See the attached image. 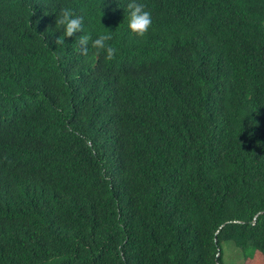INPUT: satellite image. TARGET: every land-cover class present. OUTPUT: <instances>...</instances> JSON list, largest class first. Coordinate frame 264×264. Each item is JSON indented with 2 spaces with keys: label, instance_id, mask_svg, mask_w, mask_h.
Instances as JSON below:
<instances>
[{
  "label": "trees",
  "instance_id": "1",
  "mask_svg": "<svg viewBox=\"0 0 264 264\" xmlns=\"http://www.w3.org/2000/svg\"><path fill=\"white\" fill-rule=\"evenodd\" d=\"M141 2L0 0V264H264V0Z\"/></svg>",
  "mask_w": 264,
  "mask_h": 264
},
{
  "label": "clouds",
  "instance_id": "2",
  "mask_svg": "<svg viewBox=\"0 0 264 264\" xmlns=\"http://www.w3.org/2000/svg\"><path fill=\"white\" fill-rule=\"evenodd\" d=\"M125 9L127 31L136 36H144L152 24L151 12L141 0H127ZM55 28L60 33L53 41L56 45L55 51L57 46H60L59 51H64L66 37H72L74 33H81L75 39L76 51L80 55L87 56L90 47L95 50L96 54L103 53L104 58L108 61H111L117 54L118 49L109 43L113 40L114 30H108L105 27H103V31L87 30L84 15L77 14L71 7H62L56 13Z\"/></svg>",
  "mask_w": 264,
  "mask_h": 264
},
{
  "label": "rangeland",
  "instance_id": "3",
  "mask_svg": "<svg viewBox=\"0 0 264 264\" xmlns=\"http://www.w3.org/2000/svg\"><path fill=\"white\" fill-rule=\"evenodd\" d=\"M222 255L224 264H246L244 257L231 241H222Z\"/></svg>",
  "mask_w": 264,
  "mask_h": 264
},
{
  "label": "bare ground",
  "instance_id": "4",
  "mask_svg": "<svg viewBox=\"0 0 264 264\" xmlns=\"http://www.w3.org/2000/svg\"><path fill=\"white\" fill-rule=\"evenodd\" d=\"M178 7V6H177ZM176 37V36H175ZM187 49V48H186ZM181 50V49H180ZM181 52V51H180ZM193 55V54H192ZM191 58V57H190ZM180 60V59H179ZM186 66V65H185ZM182 67V66H181ZM177 71V70H176ZM111 79V78H110ZM105 99V98H104ZM1 104V103H0ZM1 115V114H0ZM10 121V120H9ZM0 124H1V122H0ZM25 152V151H24ZM10 153V152H9ZM158 153V152H157ZM155 155V154H154ZM5 156H6V154H5ZM25 159V158H24ZM18 161V160H17ZM21 162V161H20ZM27 164V163H26ZM147 173V172H146ZM88 174V173H87ZM22 176V175H21ZM90 176V175H89ZM94 177V176H93ZM142 179V178H141ZM21 181V180H20ZM44 181V180H43ZM141 181V180H140ZM13 183V182H12ZM18 183H19V181H18ZM128 183V182H127ZM138 184V183H137ZM35 185V184H34ZM18 186V185H17ZM28 186V185H27ZM96 187V186H95ZM121 193V192H120ZM31 198V197H30ZM17 199V198H16ZM36 199V198H35ZM120 201H121V199H120ZM2 208H4V207H2ZM4 212V211H3ZM8 214V213H7ZM31 216H32V214H30ZM16 220V219H15ZM5 221V220H4ZM32 228V227H31ZM28 242V241H27ZM20 244V243H19ZM28 244V243H27Z\"/></svg>",
  "mask_w": 264,
  "mask_h": 264
}]
</instances>
